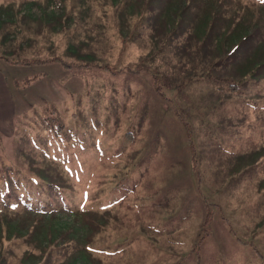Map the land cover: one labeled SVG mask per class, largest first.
I'll return each mask as SVG.
<instances>
[{
  "label": "rangeland",
  "instance_id": "374dc122",
  "mask_svg": "<svg viewBox=\"0 0 264 264\" xmlns=\"http://www.w3.org/2000/svg\"><path fill=\"white\" fill-rule=\"evenodd\" d=\"M11 1L0 264H264V0Z\"/></svg>",
  "mask_w": 264,
  "mask_h": 264
},
{
  "label": "crops",
  "instance_id": "0c3cea01",
  "mask_svg": "<svg viewBox=\"0 0 264 264\" xmlns=\"http://www.w3.org/2000/svg\"><path fill=\"white\" fill-rule=\"evenodd\" d=\"M13 2L11 0H0V26L6 25V23L10 24L11 21V10H12ZM25 6V5H23ZM1 28V27H0ZM2 30V28L0 29ZM12 35L10 29L7 30L6 33H2L0 35V47H3L2 54L0 55V121L4 120L9 115V112H14L16 114L17 111V99L14 98L13 91L10 88L12 87V83L9 84V80L7 79V72L16 70L13 66H17V70L23 72V67H29L31 65H15L14 62H11L7 58L12 57V52L10 51L11 43H12ZM7 43V44H6ZM10 55V56H9ZM3 57V58H2ZM14 64V65H13ZM43 64H59L60 67H63V64H60L59 61H54L50 63ZM40 65V64H39ZM22 66V67H21ZM58 68V67H57ZM64 68V67H63ZM60 71V68H59ZM19 101L18 103H20ZM181 124V123H180ZM167 131H164L161 126L154 127L153 129V137L161 136L163 138H167ZM186 135V134H185ZM134 140V137H131ZM186 141L188 145V140L186 136ZM133 142V141H132ZM175 181V180H174ZM211 204V203H210Z\"/></svg>",
  "mask_w": 264,
  "mask_h": 264
},
{
  "label": "trees",
  "instance_id": "16d2710c",
  "mask_svg": "<svg viewBox=\"0 0 264 264\" xmlns=\"http://www.w3.org/2000/svg\"><path fill=\"white\" fill-rule=\"evenodd\" d=\"M34 63H36V62H28V61H17V62H14V64H17V65L20 64V65H26V66L27 65H32ZM181 122L183 123V125H184V127L186 129V132H187V137L190 140V129H189L187 123L185 122V120L182 117H181ZM189 143H190V141H189ZM211 218H212L211 214L208 212L207 216H206L205 226H208L210 224ZM207 233H208V231H206L204 234L206 235Z\"/></svg>",
  "mask_w": 264,
  "mask_h": 264
}]
</instances>
